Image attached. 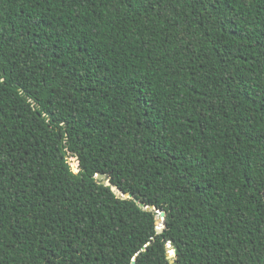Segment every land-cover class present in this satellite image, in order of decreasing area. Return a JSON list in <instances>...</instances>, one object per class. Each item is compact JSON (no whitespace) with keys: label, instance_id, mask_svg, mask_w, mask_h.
Listing matches in <instances>:
<instances>
[{"label":"trees","instance_id":"obj_1","mask_svg":"<svg viewBox=\"0 0 264 264\" xmlns=\"http://www.w3.org/2000/svg\"><path fill=\"white\" fill-rule=\"evenodd\" d=\"M168 246L264 264V0H0V264Z\"/></svg>","mask_w":264,"mask_h":264},{"label":"water","instance_id":"obj_2","mask_svg":"<svg viewBox=\"0 0 264 264\" xmlns=\"http://www.w3.org/2000/svg\"><path fill=\"white\" fill-rule=\"evenodd\" d=\"M76 158H77V157H75V159H76ZM76 160H77V159H76ZM67 163H68V161H67ZM96 177H97V179L100 180L104 185H106V186H110V189L113 191L114 194H116V195H120V193H121L120 189H119L117 186L113 185V184L111 183L110 179H107V178H106V179L102 180L103 177H104V175L101 174V173L97 174ZM122 197H123V198H127V197H128V198H131L132 195H131V194H124V195H122ZM135 200L137 201V199H135ZM141 205H142V204H141ZM146 209H147V210H151V209H154V207H153V206H147ZM155 214H156V216H157L156 221H155V223H156V232H157V233H161V232L163 231V229L165 228V225L163 224V221H164V218H165V212H163L162 210H156V211H155ZM158 216H159V218H158ZM168 248H169L168 258L170 259V262L174 264L172 258L176 256V251H175V249H171V246H168ZM173 250H174V254H173Z\"/></svg>","mask_w":264,"mask_h":264},{"label":"rangeland","instance_id":"obj_3","mask_svg":"<svg viewBox=\"0 0 264 264\" xmlns=\"http://www.w3.org/2000/svg\"><path fill=\"white\" fill-rule=\"evenodd\" d=\"M68 163L70 164L72 170L74 172H76L77 171V164H78L76 159L74 157H70V158H68ZM158 218H159V216H158Z\"/></svg>","mask_w":264,"mask_h":264},{"label":"snow or ice","instance_id":"obj_4","mask_svg":"<svg viewBox=\"0 0 264 264\" xmlns=\"http://www.w3.org/2000/svg\"><path fill=\"white\" fill-rule=\"evenodd\" d=\"M173 254H174V250H173ZM138 255H139V253L137 254V256L133 257L134 261H137Z\"/></svg>","mask_w":264,"mask_h":264}]
</instances>
